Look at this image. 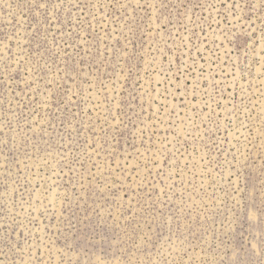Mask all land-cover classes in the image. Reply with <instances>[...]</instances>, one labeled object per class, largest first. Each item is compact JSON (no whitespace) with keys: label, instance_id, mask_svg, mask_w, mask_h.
Wrapping results in <instances>:
<instances>
[{"label":"rangeland","instance_id":"374dc122","mask_svg":"<svg viewBox=\"0 0 264 264\" xmlns=\"http://www.w3.org/2000/svg\"><path fill=\"white\" fill-rule=\"evenodd\" d=\"M0 264H264V0H0Z\"/></svg>","mask_w":264,"mask_h":264}]
</instances>
